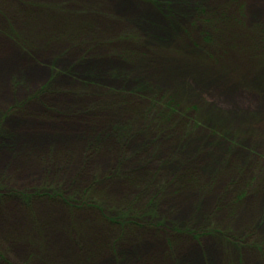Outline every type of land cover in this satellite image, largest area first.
Returning <instances> with one entry per match:
<instances>
[{
	"label": "rangeland",
	"instance_id": "1",
	"mask_svg": "<svg viewBox=\"0 0 264 264\" xmlns=\"http://www.w3.org/2000/svg\"><path fill=\"white\" fill-rule=\"evenodd\" d=\"M0 264H264V0H0Z\"/></svg>",
	"mask_w": 264,
	"mask_h": 264
},
{
	"label": "bare ground",
	"instance_id": "2",
	"mask_svg": "<svg viewBox=\"0 0 264 264\" xmlns=\"http://www.w3.org/2000/svg\"><path fill=\"white\" fill-rule=\"evenodd\" d=\"M65 45H67V43H65V42H63L62 43V45L61 46H65ZM5 46H6V49H5V53H9V51H13V52H15V50L9 45V44H5ZM57 48V47H56ZM55 48V49H56ZM40 53H43V51H40ZM15 54V56H17V59H20V60H23L24 58H22L18 53H14ZM58 84V83H57ZM58 100L60 101V102H64V100H65V98H63V97H61V98H58ZM62 126H65V127H67V128H73L74 127V125H62ZM94 127H96L95 125H93V126H91L90 127V129L89 130H91L92 128H94ZM101 137L103 138V135H101ZM95 139H100V136H96L93 140H95ZM82 144H83V142L81 143V145L80 146H82ZM71 145V143H69V144H60L59 146H61L62 148L63 147H68V146H70ZM79 146V147H80ZM74 147V146H73ZM68 148H70V147H68ZM22 218V216H20V217H17V220H20ZM14 224V223H13ZM90 234V233H89ZM64 245L66 246V243H65V241H64ZM158 249L159 248V245L158 244H155V245H148L145 249H144V251H143V253H145V252H147V251H149V250H154V249ZM21 250H22V248H20ZM142 252H140V254H143Z\"/></svg>",
	"mask_w": 264,
	"mask_h": 264
},
{
	"label": "trees",
	"instance_id": "3",
	"mask_svg": "<svg viewBox=\"0 0 264 264\" xmlns=\"http://www.w3.org/2000/svg\"><path fill=\"white\" fill-rule=\"evenodd\" d=\"M87 191H88V190H86V189L83 190L84 193H86ZM64 200H65V202H69V201H67L66 199H64Z\"/></svg>",
	"mask_w": 264,
	"mask_h": 264
}]
</instances>
